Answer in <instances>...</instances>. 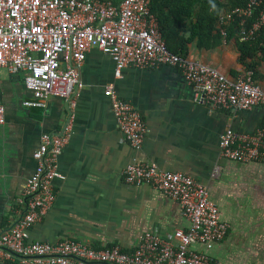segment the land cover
Returning a JSON list of instances; mask_svg holds the SVG:
<instances>
[{
    "label": "crops",
    "instance_id": "crops-1",
    "mask_svg": "<svg viewBox=\"0 0 264 264\" xmlns=\"http://www.w3.org/2000/svg\"><path fill=\"white\" fill-rule=\"evenodd\" d=\"M235 40L199 49L190 59L231 78L245 77ZM255 81L264 88V62ZM84 83L75 108L72 134L58 159L57 198L30 231L31 241L75 240L94 248L136 249L147 233L173 238L190 222L180 203L150 185L128 184L125 169L154 163L165 171L187 174L206 186L219 206L228 236L212 249L221 264H264V161L237 162L222 156V134L233 129L253 134L264 125V107L247 111L213 109L196 101L175 66L127 67L117 76L112 57L93 48L80 69ZM108 85L132 103L146 123L140 148L122 134L113 113ZM32 98L24 73L0 69V236L25 211L24 192L34 176L35 151L45 133L61 132L68 119L65 100L52 97L46 108L28 107ZM218 170V174L215 171ZM3 264V263H0Z\"/></svg>",
    "mask_w": 264,
    "mask_h": 264
},
{
    "label": "built area",
    "instance_id": "built-area-1",
    "mask_svg": "<svg viewBox=\"0 0 264 264\" xmlns=\"http://www.w3.org/2000/svg\"><path fill=\"white\" fill-rule=\"evenodd\" d=\"M258 6L260 1L253 0L246 8L224 13L221 25H230L237 16H253ZM262 26L264 11L249 31L243 29V35L253 36ZM222 33L226 35V28ZM93 48L112 57L117 76L130 66H175L182 71L196 101L213 109L264 107V88L255 81L253 70L247 77L231 78L210 65L170 52L152 13V0H0V69L24 73L25 86L32 92L26 106L46 108L50 98L58 97L68 108L62 131L45 133L34 153L37 167L24 192L25 211L0 236V263L221 264L208 252L228 236L230 225L223 221L208 188L187 174L165 171L154 163L128 166L125 181L150 185L178 201L190 222L188 230H177L173 238L147 233L131 251L119 246L94 248L75 240H30L32 227L57 198L53 182L61 177L57 163L72 134L77 100L84 88L80 69ZM106 92L125 139L140 148L146 134L141 113L119 96L114 85H108ZM5 123L6 108L0 103V126ZM220 150L233 161H264V125L253 134L226 130ZM197 245L208 252L195 249Z\"/></svg>",
    "mask_w": 264,
    "mask_h": 264
},
{
    "label": "trees",
    "instance_id": "trees-1",
    "mask_svg": "<svg viewBox=\"0 0 264 264\" xmlns=\"http://www.w3.org/2000/svg\"><path fill=\"white\" fill-rule=\"evenodd\" d=\"M251 1L253 0H152V13L159 21L170 52L189 58L193 45L199 49H212L235 40L239 48L238 61L246 66V72L254 71L255 79L256 64L264 62V26L249 37H246L247 34L243 35V29L249 31L260 19L261 12L264 11V0H259L260 6L253 16H237L230 25H221L224 13L236 8H246ZM243 20L245 23H242ZM222 28H226V35L222 33Z\"/></svg>",
    "mask_w": 264,
    "mask_h": 264
}]
</instances>
